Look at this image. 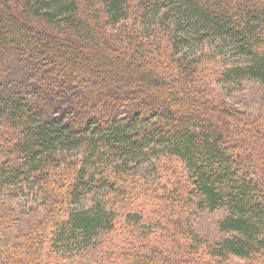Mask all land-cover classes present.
I'll return each mask as SVG.
<instances>
[{"label":"trees","instance_id":"16d2710c","mask_svg":"<svg viewBox=\"0 0 264 264\" xmlns=\"http://www.w3.org/2000/svg\"><path fill=\"white\" fill-rule=\"evenodd\" d=\"M245 78L264 0H0V264L99 238L105 264H264V122L222 88ZM31 193L46 214L13 231Z\"/></svg>","mask_w":264,"mask_h":264},{"label":"rangeland","instance_id":"374dc122","mask_svg":"<svg viewBox=\"0 0 264 264\" xmlns=\"http://www.w3.org/2000/svg\"><path fill=\"white\" fill-rule=\"evenodd\" d=\"M226 60V63L230 62L231 65L235 63L234 61H231L232 58ZM65 73H67V71L63 72L64 76H66ZM222 88L227 99L235 108L246 113H251L264 122V82L245 78L241 82L234 84L223 82ZM141 171H143L145 175L148 174L150 178L155 173L153 167L150 166L149 163L142 165ZM34 198L33 193H31L15 199L14 207L22 211V217L24 220L22 222H14L15 228L13 231L27 228L29 225L34 224L38 218L45 216L46 213L44 212V209ZM190 213L194 231L199 233L209 244L219 240L222 236H226L220 228V218L223 209L210 210L209 208L193 207ZM153 227L155 226L151 225L149 228ZM146 233H151V230L147 229ZM167 235L168 233H166L165 236L159 233V238L161 239L163 236L162 239L166 243L168 242ZM170 235L171 233L169 232V238L173 241L174 237ZM99 240H97L98 243H96L93 248H90L91 246L86 244L79 246L75 251L65 252L61 250L60 252H57V255H54L53 260L51 259L49 264H105V261L101 256L102 253ZM219 264L251 263L246 259L231 258V260L229 259L220 262Z\"/></svg>","mask_w":264,"mask_h":264}]
</instances>
